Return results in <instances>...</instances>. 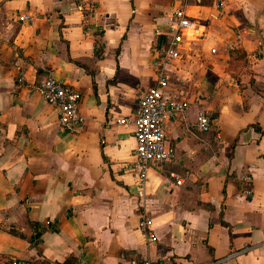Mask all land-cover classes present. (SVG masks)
Returning <instances> with one entry per match:
<instances>
[{
  "label": "crops",
  "instance_id": "0c3cea01",
  "mask_svg": "<svg viewBox=\"0 0 264 264\" xmlns=\"http://www.w3.org/2000/svg\"><path fill=\"white\" fill-rule=\"evenodd\" d=\"M181 5L198 31L160 91L187 106L165 121L174 156L139 196L133 125L114 119L133 118L156 84L157 49ZM48 75L79 92L81 125L60 126L37 89ZM133 256L264 264V0H0V264Z\"/></svg>",
  "mask_w": 264,
  "mask_h": 264
},
{
  "label": "built area",
  "instance_id": "2783aa9c",
  "mask_svg": "<svg viewBox=\"0 0 264 264\" xmlns=\"http://www.w3.org/2000/svg\"><path fill=\"white\" fill-rule=\"evenodd\" d=\"M224 0H216L222 5ZM172 23L168 27L169 39L166 44L158 47L155 57L156 84L143 88L137 96V114L132 117H118L114 122L121 125H133V138L135 148L134 159L130 165V173L137 183V194L143 196L149 178V170L160 167L164 162L174 156V148L165 139L164 123L170 117L181 115L186 109V100L183 98L165 100L160 86L164 85L169 77L168 67L181 55V45L186 36L197 33L198 25L195 20L188 17L185 5L177 6L172 12ZM18 19L28 22L29 14H20ZM238 41L240 37L236 35ZM234 44V42H233ZM233 44L229 45L231 48ZM215 52V48L210 49ZM37 89L43 99L58 115V122L62 127L79 126L84 121L78 103L79 92L70 84L61 79L48 75L38 85ZM211 118L206 113H201L197 118V127L200 130L209 129ZM177 179V182H180ZM137 227L145 234L148 241H154L156 235L152 228V219L145 213H141ZM218 260H211L206 264H216ZM8 264H26L18 260H11ZM67 264H78L71 261ZM120 264H162L153 262L148 258L129 257L123 259Z\"/></svg>",
  "mask_w": 264,
  "mask_h": 264
}]
</instances>
